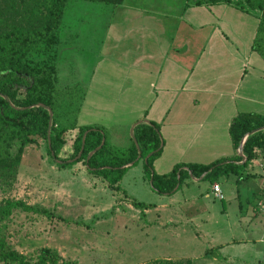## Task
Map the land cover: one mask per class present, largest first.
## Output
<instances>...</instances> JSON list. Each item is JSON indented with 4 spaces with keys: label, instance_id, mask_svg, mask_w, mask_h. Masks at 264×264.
<instances>
[{
    "label": "rangeland",
    "instance_id": "obj_1",
    "mask_svg": "<svg viewBox=\"0 0 264 264\" xmlns=\"http://www.w3.org/2000/svg\"><path fill=\"white\" fill-rule=\"evenodd\" d=\"M157 1L163 6L156 7L155 0H151L150 9L174 15L190 0ZM99 7L108 8L97 2L66 0L58 29V45L53 52H38L28 60L31 65L50 62L53 54L56 89L64 102L69 88L79 89L83 96L84 86L96 67L103 28L93 20V14L98 13ZM231 9L232 13L241 15L245 38L251 36L257 24L256 14L247 12L243 3ZM170 24L175 25V22ZM253 74L261 75L257 71ZM256 110L263 115L264 104L257 105ZM154 124L159 130L161 122ZM168 127L164 126V131H168ZM104 133L106 140L112 141L114 155L123 156L120 129L115 127ZM159 134L162 144L163 136L160 131ZM172 137L169 133L167 138ZM171 148L178 146L172 144ZM175 160L174 163L185 164L187 157L179 159L178 154ZM141 163L140 160L129 167L117 183L118 191H112L99 178L87 174L80 162L72 169L56 168L45 153L43 141L37 140L24 148L14 167L10 164L0 167V207L7 201L19 200L47 210L50 217L13 209L0 220V238L27 258L33 259L36 251L45 247L75 264H201L200 260L205 261L203 264H264V237L261 235L258 242L250 239L248 245L242 242L244 228L257 221L264 227V153L247 164L241 174L246 178L230 175L213 180L220 184L222 201L211 194L213 182H193L189 176L173 194H158L150 188ZM192 198L200 208L209 205L218 216L224 208L226 229L215 232L218 239L215 237L212 242L201 239V231L175 218V210L180 211L178 215H188L189 210H184L183 206L189 205ZM133 202L152 207L140 216ZM164 204L171 208L167 214L172 215L170 219L157 210ZM154 208L157 209L152 210ZM167 225L181 226L177 243L163 236L162 229ZM223 245L226 249L220 254H227L226 258L218 256L217 250Z\"/></svg>",
    "mask_w": 264,
    "mask_h": 264
},
{
    "label": "crops",
    "instance_id": "obj_2",
    "mask_svg": "<svg viewBox=\"0 0 264 264\" xmlns=\"http://www.w3.org/2000/svg\"><path fill=\"white\" fill-rule=\"evenodd\" d=\"M149 1L102 4L108 8L99 7L93 14L103 28L99 57L84 86L76 124L98 125L105 131L119 128L125 151L137 122H161V152L152 162L158 175L178 164L174 163L178 154L179 159L187 157L185 164L207 165L230 158L235 152L227 133L229 121L239 112L261 115L256 106L264 104V64L250 50L254 30L245 38L241 15L232 13V5L194 6L190 0L172 15L150 9ZM155 6L163 4L155 0ZM169 133L172 139L167 138ZM109 144L113 146L111 140ZM172 144L178 148H171ZM188 203L183 206L188 215H178L180 211L172 208L175 218L201 231L204 237L197 235L201 239L212 242L216 231L226 229L223 207L218 216L209 205L197 206L193 198ZM157 210L167 219L172 217L167 215L171 212L167 204ZM244 229L246 245L250 239L258 242L264 237L258 221ZM162 230L165 238L177 243L181 226L167 225ZM225 249V245L218 249V256L226 258L227 254H220Z\"/></svg>",
    "mask_w": 264,
    "mask_h": 264
},
{
    "label": "trees",
    "instance_id": "obj_3",
    "mask_svg": "<svg viewBox=\"0 0 264 264\" xmlns=\"http://www.w3.org/2000/svg\"><path fill=\"white\" fill-rule=\"evenodd\" d=\"M117 6L122 0H85ZM66 0H0V167H14L26 146L42 140L45 153L58 169L71 168L81 163L87 174L99 178L112 191H118L117 183L129 167L142 161V169L150 188L164 195H171L188 177L213 182L218 177L230 175L246 178L243 170L247 164L264 153V114L236 113L229 121L227 133L235 154L207 165L193 163L175 164L165 174H156L152 162L161 152L158 128L152 122H140L132 128L131 137L124 155L117 157L113 146L105 138L104 129L98 125L78 126L76 118L82 93L72 88L66 92V101L56 89L55 67L51 54L50 62L29 64V58L38 52L52 51L58 45V29ZM192 5L246 6V11L257 14V24L250 50L264 64V0H192ZM79 92H78V91ZM51 120L48 126V112ZM48 129V131H47ZM258 129L251 133L252 130ZM84 134V135H83ZM246 136L241 155L236 154L238 145ZM82 139V150L77 159ZM103 143L85 161L87 154ZM47 141L49 148L47 147ZM139 151V158L137 157ZM149 156L143 161L146 155ZM70 161V162H68ZM242 174V175H241ZM177 178V179H176ZM176 187L175 191H172ZM140 211L152 205L133 202ZM19 209L50 217L42 208L27 205L19 200H10L0 207V220L11 210ZM0 263L2 264H75L62 259L55 250L39 248L33 259L10 248L0 238Z\"/></svg>",
    "mask_w": 264,
    "mask_h": 264
},
{
    "label": "water",
    "instance_id": "obj_4",
    "mask_svg": "<svg viewBox=\"0 0 264 264\" xmlns=\"http://www.w3.org/2000/svg\"><path fill=\"white\" fill-rule=\"evenodd\" d=\"M45 109H46L47 112H48V126H49V124H50V120H51V112H50L47 108H45ZM141 122L147 123L146 121H141ZM137 123H140V122H137ZM137 123H136V124H137ZM131 130H132V128L130 129V133H129V136H130V137H131V134H132V131H131ZM257 130H258V129L252 130L251 133H253V132L257 131ZM47 131H48V129H47ZM83 135H84V134H83ZM246 136H247V135L243 136V138L241 139V141H240V143H239V145H238V148H237V150H236V154L241 158V161H240L239 163H241V162L244 161V158H243L242 155H241V148H242V145H243V142H244ZM131 140H132V142H133L135 148L137 149L136 143H135V141H134V139H133L132 137H131ZM102 143H103V139H101L100 145H99L97 148H95L93 151H91V152H89V153L87 154V156H86V158H85V161H87V159H88V158H89V157H90V156H91L96 150H98V149L100 148V146L102 145ZM47 147L49 148L48 141H47ZM81 150H82V139H81V146H80L79 152L77 153L76 157H75L73 160H75V159H77V158L79 157ZM148 156H149V154L146 155V157L143 159V161H144ZM138 158H139V151L137 150V157H136V159H138ZM68 162H70V161H68ZM188 175H189V177H190V174H188ZM176 179H177V178H176ZM149 185H150V180H149ZM176 187H177V185L173 188L172 191H175V190H176Z\"/></svg>",
    "mask_w": 264,
    "mask_h": 264
},
{
    "label": "built area",
    "instance_id": "obj_5",
    "mask_svg": "<svg viewBox=\"0 0 264 264\" xmlns=\"http://www.w3.org/2000/svg\"><path fill=\"white\" fill-rule=\"evenodd\" d=\"M210 190H211V194L213 195V198L219 201L223 199V196L217 184H212ZM262 261L264 263V251L262 253Z\"/></svg>",
    "mask_w": 264,
    "mask_h": 264
}]
</instances>
